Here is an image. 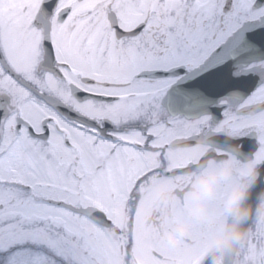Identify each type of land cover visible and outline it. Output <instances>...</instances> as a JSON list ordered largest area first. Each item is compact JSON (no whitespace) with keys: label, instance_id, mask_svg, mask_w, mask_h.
<instances>
[{"label":"snow or ice","instance_id":"snow-or-ice-1","mask_svg":"<svg viewBox=\"0 0 264 264\" xmlns=\"http://www.w3.org/2000/svg\"><path fill=\"white\" fill-rule=\"evenodd\" d=\"M204 77L202 113L162 107ZM236 145L264 159V0H0V264H202L209 226L167 247L139 201L167 178L182 216ZM262 201L264 166L238 264H264Z\"/></svg>","mask_w":264,"mask_h":264},{"label":"clouds","instance_id":"clouds-1","mask_svg":"<svg viewBox=\"0 0 264 264\" xmlns=\"http://www.w3.org/2000/svg\"><path fill=\"white\" fill-rule=\"evenodd\" d=\"M233 147L235 150L223 158L208 156L193 172L184 191L182 216L177 218L172 207L178 196L167 178L155 180L139 201L145 222H151L160 207H167L168 216L175 218L160 236L167 247L180 246L198 225H208L210 232L204 241L202 264H238L239 252L250 238L248 221L253 214L250 197L260 179L264 159L258 160L255 155L241 159L237 155L241 146ZM260 207L264 209V201ZM123 214L127 218L126 208Z\"/></svg>","mask_w":264,"mask_h":264},{"label":"flooded vegetation","instance_id":"flooded-vegetation-1","mask_svg":"<svg viewBox=\"0 0 264 264\" xmlns=\"http://www.w3.org/2000/svg\"><path fill=\"white\" fill-rule=\"evenodd\" d=\"M208 77L178 81L161 100L162 107L173 116L192 118L204 110Z\"/></svg>","mask_w":264,"mask_h":264},{"label":"water","instance_id":"water-1","mask_svg":"<svg viewBox=\"0 0 264 264\" xmlns=\"http://www.w3.org/2000/svg\"><path fill=\"white\" fill-rule=\"evenodd\" d=\"M38 23V22H37Z\"/></svg>","mask_w":264,"mask_h":264}]
</instances>
